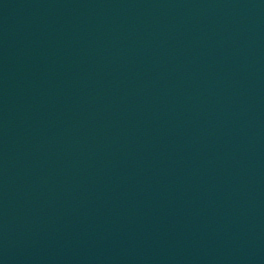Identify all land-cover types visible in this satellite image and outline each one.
I'll list each match as a JSON object with an SVG mask.
<instances>
[{
  "label": "water",
  "instance_id": "water-1",
  "mask_svg": "<svg viewBox=\"0 0 264 264\" xmlns=\"http://www.w3.org/2000/svg\"><path fill=\"white\" fill-rule=\"evenodd\" d=\"M0 264H264V0H0Z\"/></svg>",
  "mask_w": 264,
  "mask_h": 264
}]
</instances>
